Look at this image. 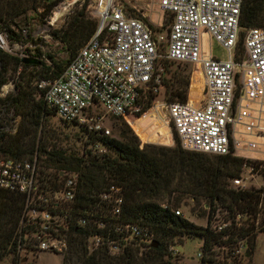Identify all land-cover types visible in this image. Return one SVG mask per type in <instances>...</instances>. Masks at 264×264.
Segmentation results:
<instances>
[{"label":"built area","instance_id":"built-area-1","mask_svg":"<svg viewBox=\"0 0 264 264\" xmlns=\"http://www.w3.org/2000/svg\"><path fill=\"white\" fill-rule=\"evenodd\" d=\"M147 1L146 10L154 21L147 17L144 22L132 16L131 11L139 12L136 6L127 9L115 0H95L97 5L92 6V13L97 28L93 36L61 75L36 82L45 105L62 122L73 123L87 133L108 136L105 118L134 115L139 112L138 101L145 90L159 91L160 77L155 76L154 69L158 59L164 58L188 65L193 75L202 78L203 89L196 98L192 97L194 92H188L186 103H161L167 116L165 121L171 122L181 146L214 156L227 155L232 149L237 157L264 161V28H248L241 35V0ZM168 15L170 21L163 30ZM213 42L222 57L214 54ZM239 46L242 57L238 61ZM0 50L10 51L2 33ZM7 93L0 92V96ZM245 111L254 114L251 125L243 120ZM60 176L56 186L42 187L35 158L16 162L0 156V189L24 196L20 223L29 227L30 232L21 244L33 252L64 253V232L68 226L85 228L97 216L96 211L74 207L78 175L61 172ZM229 187L235 191L250 189L240 176L231 179ZM251 188L264 190V185ZM99 202L103 209L109 208L115 233L150 241L152 234L147 228L122 221L121 187L110 185L99 195ZM174 214L184 217L179 208ZM98 217L104 220L96 227L103 229L109 222L107 213ZM243 219L242 213H235L234 225L239 226ZM203 220L201 227L213 233H224L231 222L219 210ZM221 240L224 244L218 246L213 239L206 244L204 236L198 238L197 264L248 261L245 239L236 236L235 242H229L224 233ZM102 245L107 246L111 255L120 247L116 240L100 236L86 240L89 252ZM169 250L173 256H181L174 247Z\"/></svg>","mask_w":264,"mask_h":264},{"label":"trees","instance_id":"trees-1","mask_svg":"<svg viewBox=\"0 0 264 264\" xmlns=\"http://www.w3.org/2000/svg\"><path fill=\"white\" fill-rule=\"evenodd\" d=\"M60 1L0 0V33L8 36L10 44L19 42L20 37L13 29L18 27L17 19L21 20L28 12L39 18L46 17ZM131 13L147 22L140 15ZM167 17L169 24L170 16ZM239 24L241 35L248 28H264V0H241ZM96 28L97 20L81 11L74 13L62 34L60 30L51 31L52 38L63 44L67 51L64 61H56L49 54L45 55L46 59L38 60L35 58L40 56L37 51V54L25 57L37 63H22V58L0 50V90L7 83V70L10 68L15 73L21 69L14 83V92L0 97V107L11 108L14 115L20 117L13 134L5 133L0 126V156L16 162L35 158L39 164V183L42 187L56 186L61 180V172L76 173L75 209L88 208L97 213L85 228L70 225L65 230L67 248L61 264H185L169 250L176 245L175 242L181 244L184 237L198 239L204 236L206 244L213 239L214 244L219 246L224 244L221 240L224 233L229 242H235L236 236L245 239L247 253H251L256 235L264 232V190L250 188L235 191L229 187V181L239 177L242 165H249L254 170L261 166L264 173V161L237 157L232 149L229 154L213 155L212 159L202 153L181 150L173 127L174 148L158 152L153 145H141L130 124L132 119L150 108L155 95L150 89L141 95L138 101L140 111L136 115L117 117L127 121L122 120L119 125V138L87 133L80 127L88 135L89 142L102 143L113 155H92L89 150L78 155L66 153L56 146V140H52L41 121L43 117L55 114L45 105L36 82L61 75ZM31 42L34 43L33 40ZM240 47L236 56L238 61L242 57ZM174 64L175 69H170ZM188 68L186 64L164 58L156 62L154 74L158 73L160 77L166 103L187 102L189 75L193 73ZM30 77H35L34 85ZM110 185L122 188V221L147 228L152 234L149 242L114 232L109 208L103 209L99 202V195ZM24 203L23 195L0 189V261L10 255L15 257L19 244L30 232L29 227L20 223ZM181 205H191L190 210L200 218L219 210L231 222L224 233L210 232L208 228L176 216L174 210ZM237 212L244 216L239 226H235L233 220ZM101 213H107L109 222L103 229H98L97 223L104 220L98 217ZM93 236L116 240L120 244L119 251L111 255L107 246L102 245L89 252L86 240ZM248 261L245 264H249Z\"/></svg>","mask_w":264,"mask_h":264},{"label":"rangeland","instance_id":"rangeland-1","mask_svg":"<svg viewBox=\"0 0 264 264\" xmlns=\"http://www.w3.org/2000/svg\"><path fill=\"white\" fill-rule=\"evenodd\" d=\"M70 1L71 0H62L58 2L46 17L39 18L38 16H34L31 12H28L24 17L21 18V20L17 19L18 27L13 29L15 33H18L20 41L10 44L8 36H6L10 51L4 52L19 57L21 54L33 55L37 54V51H39L40 56L37 55V57H35L38 60L46 59V54L52 56L56 61L66 60L68 54L64 45L52 38L51 31L60 30V33L62 34V31L68 27L69 21L76 12L82 11L87 17L95 18L92 13V6L97 5L95 0ZM147 2V0H115L116 4L123 5L124 7L136 6L139 11L138 15H140V17L144 18L146 21L147 17H149L151 21H154V16H152V14L146 10ZM38 11L41 10L39 9ZM167 19L168 17L165 16L164 22L162 24L163 30H165L168 26ZM31 40H33L34 43H32ZM211 45L212 49L214 50V54L218 57H222L223 54L219 47H217L216 43L213 42ZM170 69H175V64L170 66ZM188 69L190 73L193 72V69ZM20 70V68L17 69L15 73L12 72L10 68L7 70L6 76L8 80L5 84L6 86L3 87V90L1 88V93L8 91L7 95H9L10 93L14 92V83L18 80V74ZM155 70L156 69H154V73ZM187 72L188 70L186 73ZM156 75H158V73L155 74V76ZM189 76V93L192 94L194 92L192 97L196 98L203 89L202 78L199 74H190ZM34 79L35 77H30L32 85L35 83ZM4 95L6 94H3V96ZM162 102H164V98L163 88L161 87L159 91L155 93L150 108L144 112L146 114L142 113L140 115L141 117L139 116L140 118L137 117V119H132V123L130 124L131 126L129 125L131 129H134L133 131L137 135L141 145H153L157 147L158 152H164L167 149H171L176 146L173 135L174 133L172 132V124L171 122L167 123L165 121L167 116L164 108L161 107ZM138 109L140 111V106H138ZM244 115L245 117L243 120L245 123H249L251 125L253 123L254 114L245 111ZM123 119L114 117L105 118V126L109 129L108 136L119 138L118 128ZM19 120L20 117L14 115L13 109H4L0 107V126H3L2 131L8 134H13L19 123ZM41 121L49 131V134L52 136V140H56V146L66 151V153H76L81 155V153L89 150L92 155H113L112 151L106 148L102 143L89 142L88 135L75 124L63 123L59 121L53 114L43 117ZM180 149L189 151L183 148L181 143ZM204 155H206V157L209 159L214 157L213 155ZM239 176L245 180L246 187H263L264 185V173L261 172V166L254 170L249 165H242ZM190 207L191 205L180 206L179 209L182 211L184 218L196 226H204L203 218L197 217L196 212H192ZM181 242V244L175 242L176 245L174 246V250L178 252L179 255H181L178 256L179 261L185 262L186 264H197L196 254L199 249L198 239L194 237H184ZM64 254L65 253H37L35 251H31L26 244H21L18 246L15 257L10 255L0 261V264H61ZM12 257H14L13 262ZM246 258L249 260V264H264V232L256 235L253 250L251 253L246 255Z\"/></svg>","mask_w":264,"mask_h":264},{"label":"water","instance_id":"water-1","mask_svg":"<svg viewBox=\"0 0 264 264\" xmlns=\"http://www.w3.org/2000/svg\"><path fill=\"white\" fill-rule=\"evenodd\" d=\"M22 63H32V64H35L37 62L35 60H33V59L23 58L22 59ZM152 245L154 246L155 243H152Z\"/></svg>","mask_w":264,"mask_h":264}]
</instances>
